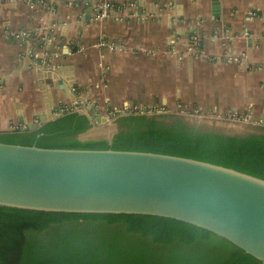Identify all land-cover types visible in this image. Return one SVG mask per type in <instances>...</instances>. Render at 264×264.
I'll return each instance as SVG.
<instances>
[{"label":"crops","instance_id":"obj_1","mask_svg":"<svg viewBox=\"0 0 264 264\" xmlns=\"http://www.w3.org/2000/svg\"><path fill=\"white\" fill-rule=\"evenodd\" d=\"M76 104L260 131L264 0H0V132Z\"/></svg>","mask_w":264,"mask_h":264},{"label":"trees","instance_id":"obj_2","mask_svg":"<svg viewBox=\"0 0 264 264\" xmlns=\"http://www.w3.org/2000/svg\"><path fill=\"white\" fill-rule=\"evenodd\" d=\"M111 140H76L90 117L66 111L36 128L0 132V142L40 148L151 152L190 158L264 180V127L247 135L159 121L146 112L118 118ZM0 264H261L217 235L170 218L68 213L0 206Z\"/></svg>","mask_w":264,"mask_h":264},{"label":"water","instance_id":"obj_3","mask_svg":"<svg viewBox=\"0 0 264 264\" xmlns=\"http://www.w3.org/2000/svg\"><path fill=\"white\" fill-rule=\"evenodd\" d=\"M0 206L170 218L207 230L264 264V180L190 158L0 142Z\"/></svg>","mask_w":264,"mask_h":264},{"label":"rangeland","instance_id":"obj_4","mask_svg":"<svg viewBox=\"0 0 264 264\" xmlns=\"http://www.w3.org/2000/svg\"><path fill=\"white\" fill-rule=\"evenodd\" d=\"M71 109H78V111H81V113L87 114L91 116L93 113L89 110V108L86 105H81V104H76L72 107H67ZM66 109V108H65ZM65 109H60L58 111V114L54 115V117H58L62 113L66 112ZM161 111V113H157L155 111ZM146 112L148 116L151 117H157L159 121H163L165 123H171L176 119L182 120L185 122L188 126H191L195 129H201V130H212L220 133H231L232 132H240L236 133V135L240 134H254L258 131L259 129L257 127H248L246 129L243 128H237L234 125H223L219 122V120H211L209 117L205 115H201L199 113H194L192 112H168L165 110V108H150V109H145V108H139V107H129L127 110H123L120 112H111L107 111L106 113H97L94 112L93 117H105L107 119L106 122H99L97 123L94 118L90 119L91 123V128L88 129L85 132H82L78 135L73 136V139L76 140H91V139H109L112 135L120 132V131H125L127 129L126 123H123L118 120V118L125 116L128 114V112ZM155 112V113H154ZM52 118V117H50ZM92 121V122H91Z\"/></svg>","mask_w":264,"mask_h":264},{"label":"built area","instance_id":"obj_5","mask_svg":"<svg viewBox=\"0 0 264 264\" xmlns=\"http://www.w3.org/2000/svg\"><path fill=\"white\" fill-rule=\"evenodd\" d=\"M113 5L112 4H110V3H106V4H104L103 5V7H104V9L106 10V9H109V8H111ZM116 47H119L118 45H112L110 48L111 49H114V48H116ZM34 64H38L37 62H34ZM65 111H78V109L76 108V109H69V108H66L65 109ZM78 112H81V111H78ZM155 112H157V113H161V111H155ZM154 112V113H155Z\"/></svg>","mask_w":264,"mask_h":264},{"label":"flooded vegetation","instance_id":"obj_6","mask_svg":"<svg viewBox=\"0 0 264 264\" xmlns=\"http://www.w3.org/2000/svg\"><path fill=\"white\" fill-rule=\"evenodd\" d=\"M93 116H94V114L91 115V117H93ZM93 118H94V117H93Z\"/></svg>","mask_w":264,"mask_h":264}]
</instances>
